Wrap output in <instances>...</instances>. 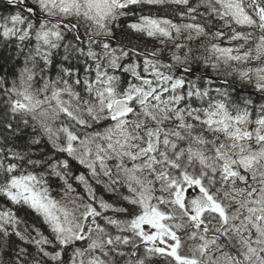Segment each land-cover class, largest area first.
Returning <instances> with one entry per match:
<instances>
[{
    "label": "snow or ice",
    "instance_id": "obj_1",
    "mask_svg": "<svg viewBox=\"0 0 264 264\" xmlns=\"http://www.w3.org/2000/svg\"><path fill=\"white\" fill-rule=\"evenodd\" d=\"M4 4L0 264H264V0Z\"/></svg>",
    "mask_w": 264,
    "mask_h": 264
},
{
    "label": "trees",
    "instance_id": "obj_2",
    "mask_svg": "<svg viewBox=\"0 0 264 264\" xmlns=\"http://www.w3.org/2000/svg\"><path fill=\"white\" fill-rule=\"evenodd\" d=\"M8 11H10V9L8 8V6L6 4L0 5V13L7 14ZM153 11L159 15L168 16L169 18H172L174 20V22H178V23L179 22H187V21H181L180 18L175 13H171V12L166 11L164 9H159V10L153 9ZM117 35L120 39H125L123 34L120 33L119 31H117ZM132 43L138 44L139 47L147 48L149 50L159 46L156 41L148 39V38H141L139 41L133 39ZM193 47H195V43L193 44ZM164 58L167 59L166 54H165ZM20 66H21V59L16 52L15 45L11 44V45L0 46V76H5L9 80H11L15 77V74L19 71ZM192 70L194 73L193 78L199 77L202 74H204L205 76H212V77H218V78L224 77L222 74L221 75H215L213 73L212 69L205 68L200 63H193ZM180 72H181V70L177 69V75H179ZM232 78H235V77H232ZM234 81L237 83H240L239 80H234ZM201 83H203V82H201ZM218 86H220V82L216 81V87H218ZM212 94L215 95L214 92ZM233 97L238 98V97H245V96H242L240 93L239 94L233 93ZM254 97H252L254 103H256V104L264 103V100H261L257 96H254ZM3 111H4V109H0V114H2ZM13 127H16L15 123H13ZM6 133H7V130L4 129L2 126H0V135H4ZM31 135H32V132L30 129H23L12 140H9L8 143L9 144H15L17 147H19L21 149H25L28 147V141H29V138ZM37 149H43L45 152L51 151L50 147H47L45 144L34 146V150H37ZM40 155H41L40 151H35V155L33 158H39ZM73 164H74V167H79L78 165H75V162H73ZM56 183L58 184L59 181H57ZM99 191L101 192V194H103L102 189H100ZM105 198L106 199H113V197H110L108 195H106ZM18 215L25 217L26 219H28L32 223H38V218H36L34 216V214L29 213L28 210H26V209L20 210L18 212ZM38 226L42 227V229L45 231V233H47V229L44 228L43 225L38 223ZM19 243L20 242L15 237L11 238V244H12L13 248H15V246ZM30 251H34V249L30 248ZM12 255H13L12 252H6L5 253V256H4L5 264H7L9 258ZM154 264H166V261L163 258L157 257L154 259Z\"/></svg>",
    "mask_w": 264,
    "mask_h": 264
},
{
    "label": "flooded vegetation",
    "instance_id": "obj_3",
    "mask_svg": "<svg viewBox=\"0 0 264 264\" xmlns=\"http://www.w3.org/2000/svg\"><path fill=\"white\" fill-rule=\"evenodd\" d=\"M224 78H225V77L219 78V82H221ZM229 79H230L231 81L234 82L236 88H238V89H239V88H243V89H244V91H243L242 93H241V92H235L234 94H237V93L239 94V93H240L242 96L247 97V96H248V93L252 91V89H251L250 86L245 85V84H242L241 82H240V83L235 82L234 80H237L236 78H232V77H230ZM218 87H222V84L220 83V86H218ZM256 96L260 98L259 95H256ZM254 98H255V97H254ZM252 99H253V98H252ZM260 99H261V98H260Z\"/></svg>",
    "mask_w": 264,
    "mask_h": 264
}]
</instances>
